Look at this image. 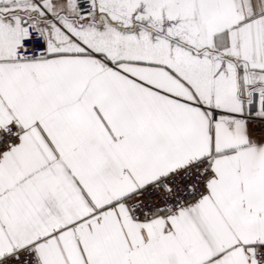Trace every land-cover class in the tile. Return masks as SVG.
Listing matches in <instances>:
<instances>
[{
  "label": "snow or ice",
  "instance_id": "6c2138e0",
  "mask_svg": "<svg viewBox=\"0 0 264 264\" xmlns=\"http://www.w3.org/2000/svg\"><path fill=\"white\" fill-rule=\"evenodd\" d=\"M0 264H264V0H0Z\"/></svg>",
  "mask_w": 264,
  "mask_h": 264
}]
</instances>
